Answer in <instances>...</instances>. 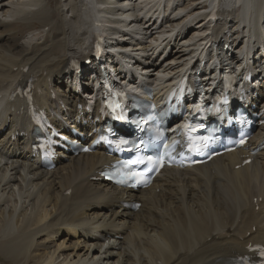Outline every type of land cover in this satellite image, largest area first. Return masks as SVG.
<instances>
[{"label":"bare ground","instance_id":"bare-ground-1","mask_svg":"<svg viewBox=\"0 0 264 264\" xmlns=\"http://www.w3.org/2000/svg\"><path fill=\"white\" fill-rule=\"evenodd\" d=\"M167 2L111 0L94 12L89 0H0V264H230L264 246V125L247 149L165 169L138 192L100 181L113 160L100 149L59 157L50 171L33 156L26 105L11 92L30 82L34 106L62 133L58 115L88 135L103 124L92 121L100 99L91 71L70 64L95 63V36L108 45L100 61L156 100L184 75L210 95L225 65L250 70L247 101L264 119V0H217L215 13L210 0ZM211 46L228 50L199 65ZM133 202L141 207H126Z\"/></svg>","mask_w":264,"mask_h":264},{"label":"snow or ice","instance_id":"snow-or-ice-1","mask_svg":"<svg viewBox=\"0 0 264 264\" xmlns=\"http://www.w3.org/2000/svg\"><path fill=\"white\" fill-rule=\"evenodd\" d=\"M121 143H127V141H123L122 140ZM149 162H151L150 158H149ZM132 163L133 164H135V163H145V161H143V160H140V161H132ZM132 175L138 176V175H141V173H133Z\"/></svg>","mask_w":264,"mask_h":264}]
</instances>
